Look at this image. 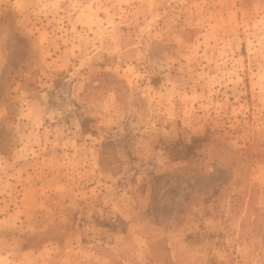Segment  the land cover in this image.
Wrapping results in <instances>:
<instances>
[{
  "label": "rangeland",
  "instance_id": "374dc122",
  "mask_svg": "<svg viewBox=\"0 0 264 264\" xmlns=\"http://www.w3.org/2000/svg\"><path fill=\"white\" fill-rule=\"evenodd\" d=\"M0 264H264V0H0Z\"/></svg>",
  "mask_w": 264,
  "mask_h": 264
}]
</instances>
